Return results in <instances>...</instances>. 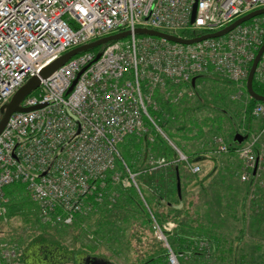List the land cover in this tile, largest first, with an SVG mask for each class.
<instances>
[{
    "label": "built area",
    "instance_id": "obj_1",
    "mask_svg": "<svg viewBox=\"0 0 264 264\" xmlns=\"http://www.w3.org/2000/svg\"><path fill=\"white\" fill-rule=\"evenodd\" d=\"M0 0V108L29 78L67 51L96 39L130 30L123 39L105 44L97 55L84 51L54 72L39 78L38 87L21 106L42 107L14 112L0 133V217L6 216L4 187L24 185L48 225H70L76 215H87L94 205L114 203V189L133 186L145 203L132 173L111 170L121 159L119 144L127 136L153 141L161 135L193 174L189 163L150 110H159L157 97L174 103L183 85L200 74L230 81L245 95V81L255 54L264 41V15L237 25L226 34L192 44L134 33L149 28L182 37L216 32L239 17L264 7V0ZM254 78L264 85V51ZM75 81V82H73ZM238 95V94H237ZM264 120V103L251 111ZM1 117V111H0ZM256 135L236 149L245 170L264 167V147L255 154ZM212 142L216 152H227L221 137ZM158 167L169 162L151 160ZM126 173V174H125ZM150 212V211H149ZM155 236L167 250L168 264H181L167 242L164 229L150 214ZM169 224L167 229L173 228ZM208 243H201L200 247ZM13 249L0 252V264H11ZM17 260V259H16Z\"/></svg>",
    "mask_w": 264,
    "mask_h": 264
},
{
    "label": "rangeland",
    "instance_id": "obj_2",
    "mask_svg": "<svg viewBox=\"0 0 264 264\" xmlns=\"http://www.w3.org/2000/svg\"><path fill=\"white\" fill-rule=\"evenodd\" d=\"M194 90L196 92L186 89L174 102L172 118L174 117L176 122H173V130L177 135L176 139L188 153L202 156L198 160L200 179L205 176L209 178L202 181L204 187H200L192 180L190 173L182 171L184 177L181 204L188 209L192 217L194 210L199 209L204 215L209 213L214 222H222L216 229L220 234L219 242L214 246L211 244L213 254L206 262L199 259L200 263L264 264V167L253 180L255 186L240 181L239 176L223 178V181H220V168L228 167L241 172L244 165L238 157L216 153L211 143L214 135L221 136L226 143L236 133L247 135V138L251 139L263 121L260 118H247V97L239 94L237 87L224 79H216L213 76L198 78ZM258 139L255 150L260 152L264 147V135ZM223 169L222 172L225 171ZM168 172L170 171L161 172L164 178L163 188L157 187L156 182L154 186L150 185L160 190L161 194H166L165 190L171 187V183L166 182ZM6 188L15 187L11 185ZM244 197L245 200L241 202ZM15 199L18 203L17 211L11 216L6 213V216L0 217V252L8 248L13 249L15 256L10 258L11 264H79L68 260L76 258L79 262L81 256L77 254L81 252L107 257L114 264H141V261L149 257L150 250L157 252L160 248L149 230L145 231L142 238L139 236L136 232L139 230L137 223L136 227H127L124 234H119L116 243L111 239L116 231L114 225L103 231L93 219H84L79 225L54 227L39 221L36 209L29 205L30 202L23 205L24 201L31 200L26 190L19 192ZM158 205V212L166 211L164 205ZM114 219L117 221L111 224L122 225L121 220L116 217ZM175 227L176 224L173 229ZM241 227H244L242 232ZM95 229L97 234L94 233ZM102 231L108 237L99 241L97 237L102 235ZM96 241L99 242L98 245H95ZM195 241L196 246L202 248L200 245L204 240ZM83 245L90 246V250L84 249Z\"/></svg>",
    "mask_w": 264,
    "mask_h": 264
},
{
    "label": "trees",
    "instance_id": "obj_3",
    "mask_svg": "<svg viewBox=\"0 0 264 264\" xmlns=\"http://www.w3.org/2000/svg\"><path fill=\"white\" fill-rule=\"evenodd\" d=\"M182 32L181 35L187 37L196 34L194 31V34H190L192 33V31H185L186 35H184V31ZM100 50L101 46L90 49V51L95 53H98ZM205 76L208 75L202 74L197 77V79ZM211 76L216 79L221 78L223 80L222 77H219L217 75ZM224 80L227 81L226 79ZM253 89L258 94L264 95V85L259 84L256 80L253 81ZM157 99L159 103V110L154 111L152 109H149L151 112L150 114L155 116L157 124L164 130V132L175 143V145L179 149H181L184 154H187L188 161H195L197 158H199V154L197 155L195 153H188L184 149V147L179 143L178 139H176L177 135L173 130V122H176V119L174 117L172 118V114L174 112L172 107L174 105L163 101L160 97H157ZM256 103H258V101L254 100L253 98L248 99V104L246 108L247 118L250 119V117H253L251 111L252 107ZM227 144L229 149L226 154L237 157L235 150L238 144L236 142H233L232 139ZM119 151L121 159L116 160L114 167L107 172V176H111V174H113L115 171L122 172L124 170V162L128 166L129 170L132 173L136 174L135 178L137 184L145 202L149 207L150 212L143 204V201L141 200L138 192L133 186L129 185L126 187H122L117 185L114 187L117 193V199L114 203L103 202L101 204H96L94 205L95 209L87 216L76 215L71 225H64L61 227H68L74 224L79 225V223L84 219H93L96 224H99V227L103 228V231H107L110 225L116 226V231L112 234L111 239L118 243L117 238L119 237V234H124L127 227H136L137 223L139 230L135 228L134 229L138 230L136 232L139 234V236L142 238L145 235L144 233H146L145 231L149 230L154 236L156 243L160 247L159 249H157V252L155 250H150L148 252L149 257L145 261H141V264H168L167 250L165 249V247L161 246V242L156 238L153 233L152 221L150 217V214H152L167 234L168 243L173 249V251L177 253L180 262L182 264H194L197 259H201V256H204L205 254V251L202 250V248L199 249L196 246V244L194 243L196 242L195 240L205 239L210 242L212 246H214L216 242H219L220 234L216 231V229L220 227V224L222 222H214L210 219L209 213H206V215H204L199 209L194 210V216L192 217L188 212V209H185L184 206L181 204L183 186L182 178L184 177L182 175V171L187 172V174L190 173L186 166V163L182 160H178V155L175 149L161 135L157 133H155L153 141H149L146 137L137 138L135 135L127 136L124 141L119 144ZM160 158L169 162V164L165 167H158L157 163L151 162V160H157ZM221 169L223 168H220V170L218 171V174L220 173V181H223V178L231 179L234 176H237V178L239 176V172H236L235 169L224 167V172H222ZM166 171H170L167 173L166 182L167 184L168 182L171 183V187L165 190L166 194H164L163 192L162 194H164V196H162V194L159 192L160 190L154 189L150 185L154 186V182H156L158 184L157 187L163 188L164 178L162 177L161 172ZM191 175L192 180L197 182L200 187H204L203 182L207 178H209L205 176L200 179L198 174ZM210 181L213 182V180L211 179ZM178 182L180 185L179 192L177 191ZM11 185L15 188H6L7 186ZM7 186L4 187V194L7 198L5 206L7 209V216H11L15 213V211H17L16 206L18 205V203L16 202L15 198L18 196L19 192H25V187L20 183H13ZM146 191L149 192L151 195L149 193H145ZM244 200L245 197L241 202H243ZM25 202H30L29 205L34 206L31 200L24 201L23 205H25ZM158 204L164 205L166 211L158 212L156 208L159 206ZM115 217L122 221V225H118L122 229L115 224H111L114 223V221H117L116 219H114ZM252 220L254 222V217L252 218ZM169 222H173L176 224V227L173 230H168L165 228L167 223ZM243 228L241 227L240 232L243 231ZM103 231L102 235H99L97 237L98 240H101L104 237H108V235L106 236ZM94 233L97 234L96 229ZM98 244L99 242L96 241L95 245ZM88 247L90 246L83 245L84 249L87 248L88 250H90ZM213 250L214 249L212 248V252ZM180 253L183 254V256H185L186 258L180 255ZM77 255L81 256L82 259H90L91 261L93 259L94 263L102 262L105 264H114L107 257L98 256L97 254H91L89 252H81ZM191 256H193V258ZM190 258H192V262Z\"/></svg>",
    "mask_w": 264,
    "mask_h": 264
},
{
    "label": "water",
    "instance_id": "obj_4",
    "mask_svg": "<svg viewBox=\"0 0 264 264\" xmlns=\"http://www.w3.org/2000/svg\"><path fill=\"white\" fill-rule=\"evenodd\" d=\"M195 8H196V0H194V3L192 5L191 21L194 18ZM259 15H264V7L257 9V10H254L250 13H247V14L239 17L238 19H236L235 21H233L231 24L227 25L226 27L222 28L221 30H218V31L212 32V33L202 34V35H199V36H196L193 38H183V37H179L176 35L168 34V33L162 32V31L154 30V29H148V28H136L134 30V33L138 34V35H149V36H155V37H159V38H165L168 41L181 43V44H191V43H194V42L206 39V38H214V37L222 36V35L226 34L228 31L232 30L237 25H240V24L248 21L249 19L256 17V16H259ZM130 33H131L130 30L121 31V32H118V33H115L112 35H108V36L96 39L90 43H86V44H83L81 46L75 47V48L67 51L66 53H64L56 61L51 62L50 64L45 66L38 75L29 78L20 88L17 89V91L12 95L10 100L1 106V108H0V111H1L0 133L3 130V128L5 127L7 120L12 113L17 112V111H22V112L29 111V110H33V109H36V108L43 106L40 104H38L36 106H32V107H23L20 105L21 101L28 94H30L33 90H35L38 87L40 77L44 78V77L50 75L59 66L63 65L71 57L79 54L80 52L87 51V50L93 49V48H97L101 45H104V44L110 42V41H115V40L124 38V37L130 35ZM263 51H264V41H263L262 45L259 47L258 51L256 52L255 57H254L251 65H250L248 76L246 79V91L251 98H253L256 101H260V102L264 103V95L258 94L253 89L254 71H255L256 65H257ZM96 57H98V55ZM196 78L197 77H193L191 79L192 86L194 85ZM73 82H75V81H73ZM243 139H244V137L239 133H236L233 137V140L237 143H241L243 141ZM177 191L178 192L180 191L179 182L177 183Z\"/></svg>",
    "mask_w": 264,
    "mask_h": 264
},
{
    "label": "flooded vegetation",
    "instance_id": "obj_5",
    "mask_svg": "<svg viewBox=\"0 0 264 264\" xmlns=\"http://www.w3.org/2000/svg\"><path fill=\"white\" fill-rule=\"evenodd\" d=\"M89 262H93V259H92V261L90 259H84L83 261H79L77 263H79V264H89Z\"/></svg>",
    "mask_w": 264,
    "mask_h": 264
},
{
    "label": "crops",
    "instance_id": "obj_6",
    "mask_svg": "<svg viewBox=\"0 0 264 264\" xmlns=\"http://www.w3.org/2000/svg\"><path fill=\"white\" fill-rule=\"evenodd\" d=\"M60 257V256H59ZM84 259H82L81 260V258H80V261H83ZM198 260V259H197ZM201 260V259H200ZM198 261V262H201V261ZM69 262L71 261V262H73V261H75V263H76V261L78 262V260L76 259V258H70L69 260H68ZM26 263H27V261H25ZM98 263H101V262H98Z\"/></svg>",
    "mask_w": 264,
    "mask_h": 264
},
{
    "label": "bare ground",
    "instance_id": "obj_7",
    "mask_svg": "<svg viewBox=\"0 0 264 264\" xmlns=\"http://www.w3.org/2000/svg\"><path fill=\"white\" fill-rule=\"evenodd\" d=\"M186 32H188V31H186ZM186 32L184 31V35H186ZM191 32V31H190ZM182 34H183V32H182ZM189 34V33H188ZM190 34H194V32L192 31V33H190ZM189 36V35H188ZM198 81V80H197ZM191 90V89H190ZM150 112V111H149ZM151 113V112H150ZM202 157V156H201Z\"/></svg>",
    "mask_w": 264,
    "mask_h": 264
}]
</instances>
